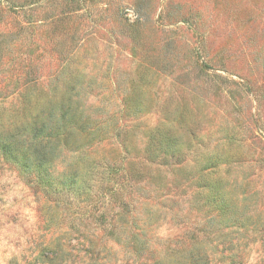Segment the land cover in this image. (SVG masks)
Listing matches in <instances>:
<instances>
[{"label": "rangeland", "instance_id": "1", "mask_svg": "<svg viewBox=\"0 0 264 264\" xmlns=\"http://www.w3.org/2000/svg\"><path fill=\"white\" fill-rule=\"evenodd\" d=\"M60 98L90 119L49 172L0 154V264H152L189 238L209 264H264V0H0V123L37 107L59 117ZM186 104L190 180L178 173L161 191L153 175L132 181L134 216L149 211V224L127 226L118 201L87 206L97 181L74 164L115 177L122 144L141 150L143 133ZM133 234L148 246L129 249Z\"/></svg>", "mask_w": 264, "mask_h": 264}, {"label": "trees", "instance_id": "2", "mask_svg": "<svg viewBox=\"0 0 264 264\" xmlns=\"http://www.w3.org/2000/svg\"><path fill=\"white\" fill-rule=\"evenodd\" d=\"M45 99H47L48 102L53 101V103L51 102V106L56 103L54 101L58 100L55 96L48 95H46ZM132 100L135 103H137V101L139 102V99L135 97H132ZM59 103L62 109L59 117L54 116V112H52L51 109H49L48 115H45L42 111L43 107H37V110H40V112L34 114L29 120L20 119V109H18L14 112V122H9L7 124L6 120L3 119L0 123V154L8 162L12 161L17 170L30 175H34L36 172L40 174L49 172L54 160L53 154L60 143L66 144V142L69 141V134L77 136V139H74L76 142H79L82 138L84 139L86 127L81 126L79 122L82 120L89 125L88 119L90 118H88V116L83 117L84 110L81 109V107H75L71 99L67 101L60 98ZM173 112L177 114V117L167 118L162 116L155 125L146 130L145 134L143 133L144 140L141 150L138 146H131L132 140L130 138L128 140L131 145L122 144L121 149L116 151L118 156L115 158L113 157L114 159L112 158V161H110L108 165V171L112 172L110 175L115 177L102 178L100 169L95 168L96 172H94V168L92 169L93 166L89 164V160L85 161L84 164H82L81 161L74 164L75 170H73V173L75 176L81 175L86 182H88L91 177H94L97 181V192L94 196L96 199H86L85 197L84 202L89 201V203H86L87 206L93 203H105L108 201V203L111 204L113 201H118L123 211L121 212L123 217L124 213L132 214L131 221L127 222V226H129V223H132L135 229L140 225L137 221L141 222L142 225H148L153 215L149 214V211H146L144 212V217L140 216V212L134 216L137 212L136 205H139V203H137V199H133L131 189H133L134 185L132 181L149 178L153 175L152 177L155 179H163L161 182L164 183V185L157 186L158 190L161 191L167 189L168 185H174L179 179L178 173H180L185 180L182 183L190 180L192 168L189 165V158L187 155L190 153L192 143V139H189L192 132V108L189 104H186L171 111V113ZM23 113L24 112L21 114ZM9 115L10 114H8L7 117ZM9 117L12 118L13 114ZM54 120H56V122H54ZM4 123L7 126H5ZM133 128L134 120L126 126L125 135L131 137ZM93 133L94 130L92 129L91 136ZM91 136L88 137V139L91 138ZM187 136L188 139L186 140ZM124 140L127 141V138ZM91 146L92 145H90L89 148H91ZM132 151L136 153L139 152L140 155L132 154ZM102 155L104 158H107L104 156L103 152ZM154 166L155 169L153 170ZM119 175L122 178H119ZM95 177H97V179ZM73 181V179H70L67 182L74 185ZM102 182H104V184H102L103 186L101 185ZM120 183L122 187H120ZM178 184H180V182H178ZM143 206L147 207V203L145 202L142 207ZM132 226L131 229H133ZM143 233L144 232L141 231V234ZM134 235L135 234H133L132 237L126 236L124 240L129 249L131 248L134 250L137 246H148L147 242L145 240L143 242V239L140 237L139 239H133ZM124 242H122V245H124ZM165 254L166 260L159 259L152 264H209L206 259V251L202 252V254H198L195 244L190 238L189 241L183 242V246H180L175 251L168 249ZM39 256L43 263L46 256L42 254ZM161 258H163V256Z\"/></svg>", "mask_w": 264, "mask_h": 264}]
</instances>
